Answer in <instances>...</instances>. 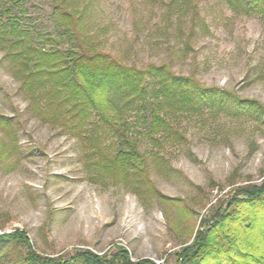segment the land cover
I'll return each instance as SVG.
<instances>
[{
    "label": "rangeland",
    "instance_id": "rangeland-1",
    "mask_svg": "<svg viewBox=\"0 0 264 264\" xmlns=\"http://www.w3.org/2000/svg\"><path fill=\"white\" fill-rule=\"evenodd\" d=\"M193 1L183 5L180 18L168 12L167 0H72L64 7L82 15L96 49L123 64L168 63L177 75L193 73L203 86L264 109L260 17L238 13L223 0ZM16 2L0 0V24L17 21L38 49H74L56 10L62 5ZM2 119L10 121L14 137L0 131V139L14 151L0 158V235L23 232L36 252L50 257L70 259L85 250L113 255L123 247L133 262L174 264V254L192 243L218 202L227 207L238 187L264 179V113L214 107L177 118L174 125L185 141L160 149L148 141L145 119H125L131 123L126 135L149 155L150 180L165 200L142 186L137 196L132 188L94 178L85 168L82 141L36 116L0 49ZM104 137L108 152L124 149L120 132ZM14 258L13 245L0 244V264H13Z\"/></svg>",
    "mask_w": 264,
    "mask_h": 264
},
{
    "label": "trees",
    "instance_id": "trees-1",
    "mask_svg": "<svg viewBox=\"0 0 264 264\" xmlns=\"http://www.w3.org/2000/svg\"><path fill=\"white\" fill-rule=\"evenodd\" d=\"M223 1L238 13L259 16L264 25V0ZM54 2L62 5L56 10L74 49L65 53L38 49L12 19L0 24V49L36 116L82 141L85 168L92 177L108 178L132 188L137 196L142 186L151 196L165 200L150 180L149 155L127 136L131 126L127 117L145 119L149 123L148 141L160 149L183 143L185 139L174 125L175 120L201 113L205 107L259 109L264 113L256 101L205 87L193 73L177 75L168 63H151L144 68L123 64L93 46L82 15L64 7L74 5L72 0ZM164 5L180 18L183 5L195 4L193 0H167ZM146 109L147 117L143 113ZM9 122L0 120V131L12 139ZM109 132H120L123 150L110 153L105 149L103 138ZM13 151L0 139V158H8ZM152 156L157 161L159 154ZM239 208L246 213L237 214ZM3 242L13 245V264H155L150 260L133 262L123 247L113 255L99 256L85 250L70 259L50 257L36 252L20 231L0 235V244ZM174 257V264H264V179L260 185L238 187L227 207L218 202L201 222L192 243L183 246Z\"/></svg>",
    "mask_w": 264,
    "mask_h": 264
}]
</instances>
